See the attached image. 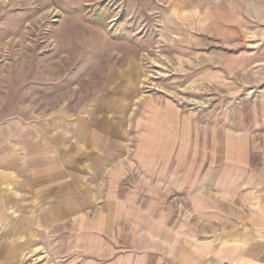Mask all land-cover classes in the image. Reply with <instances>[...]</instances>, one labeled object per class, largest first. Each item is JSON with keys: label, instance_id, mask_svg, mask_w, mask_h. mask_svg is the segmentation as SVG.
Here are the masks:
<instances>
[{"label": "rangeland", "instance_id": "rangeland-1", "mask_svg": "<svg viewBox=\"0 0 264 264\" xmlns=\"http://www.w3.org/2000/svg\"><path fill=\"white\" fill-rule=\"evenodd\" d=\"M226 132L250 147L233 175L264 179V0H0V264H127L124 222L88 233L107 189L90 166L117 161L91 142L151 180L175 156L200 186Z\"/></svg>", "mask_w": 264, "mask_h": 264}, {"label": "crops", "instance_id": "crops-1", "mask_svg": "<svg viewBox=\"0 0 264 264\" xmlns=\"http://www.w3.org/2000/svg\"><path fill=\"white\" fill-rule=\"evenodd\" d=\"M232 133H224L220 147L210 154L200 186L190 177V166L182 172L175 156L156 164L159 174L151 180L150 166L128 162L125 147L96 146L97 140L90 141L99 154L108 151L106 156L117 161L90 166L93 172L107 175V189L101 199L84 200L95 203L88 233L105 241L101 236L117 235L124 222L125 233L131 236L124 255L127 264H264V179H256L253 173L244 183L246 174L233 175V168L250 169V147L248 136L239 143L240 136L235 138ZM234 140L236 146H232ZM134 173L139 180L131 181ZM151 184H155L152 191ZM234 194L237 208L230 213L225 204L234 202ZM198 202H204V207H198ZM209 203L222 204L220 210L211 208L219 212L214 219L219 218L220 226L210 231L208 241L200 243L191 219L213 216L206 214Z\"/></svg>", "mask_w": 264, "mask_h": 264}]
</instances>
